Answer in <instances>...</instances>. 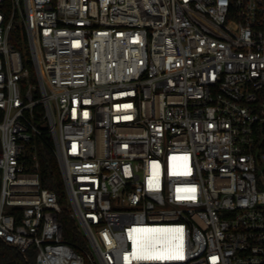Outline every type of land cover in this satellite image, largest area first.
<instances>
[{"label": "built area", "instance_id": "obj_1", "mask_svg": "<svg viewBox=\"0 0 264 264\" xmlns=\"http://www.w3.org/2000/svg\"><path fill=\"white\" fill-rule=\"evenodd\" d=\"M0 173L35 264H264V0H0Z\"/></svg>", "mask_w": 264, "mask_h": 264}, {"label": "trees", "instance_id": "obj_2", "mask_svg": "<svg viewBox=\"0 0 264 264\" xmlns=\"http://www.w3.org/2000/svg\"><path fill=\"white\" fill-rule=\"evenodd\" d=\"M9 40L10 44L15 49L19 50L25 62L29 65L28 50H24V45L27 46V43L21 25H17L11 30ZM43 139L44 142H39L37 149L41 184L44 187L51 188L56 193L62 207L58 218L62 223L63 234L65 239L73 244L75 241H80V236L75 228L74 221L69 216V210L66 207L67 200L60 169L52 151V140L46 131L43 134ZM0 264H35L34 250L30 249L25 254H22L16 247L0 241Z\"/></svg>", "mask_w": 264, "mask_h": 264}, {"label": "snow or ice", "instance_id": "obj_3", "mask_svg": "<svg viewBox=\"0 0 264 264\" xmlns=\"http://www.w3.org/2000/svg\"><path fill=\"white\" fill-rule=\"evenodd\" d=\"M180 231V230H177ZM138 259H150V258H156V259H164L165 257L163 256H157V257H150V256H141V257H137Z\"/></svg>", "mask_w": 264, "mask_h": 264}, {"label": "rangeland", "instance_id": "obj_4", "mask_svg": "<svg viewBox=\"0 0 264 264\" xmlns=\"http://www.w3.org/2000/svg\"><path fill=\"white\" fill-rule=\"evenodd\" d=\"M25 49H27V50H28V47L24 45V50H25ZM25 59H26V58H25ZM32 76H33V74H32ZM33 77H34V76H33ZM33 82H35V80H34V79H33ZM0 177H1V173H0ZM66 207H67V209H68V204H66Z\"/></svg>", "mask_w": 264, "mask_h": 264}, {"label": "bare ground", "instance_id": "obj_5", "mask_svg": "<svg viewBox=\"0 0 264 264\" xmlns=\"http://www.w3.org/2000/svg\"><path fill=\"white\" fill-rule=\"evenodd\" d=\"M157 237H158V236H157ZM150 239H151L152 242L156 241V238H155V240H154L152 237H151ZM158 239H159V238H158ZM158 241L160 242V240H158Z\"/></svg>", "mask_w": 264, "mask_h": 264}]
</instances>
